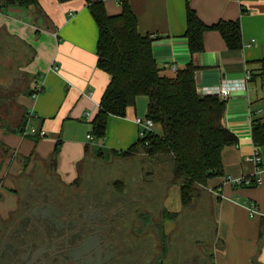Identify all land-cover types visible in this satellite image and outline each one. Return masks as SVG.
<instances>
[{"label":"crops","instance_id":"crops-1","mask_svg":"<svg viewBox=\"0 0 264 264\" xmlns=\"http://www.w3.org/2000/svg\"><path fill=\"white\" fill-rule=\"evenodd\" d=\"M126 3L136 17L138 34L153 39L150 51L160 76L172 78L171 65L181 71L192 61L199 95H214L218 88L230 91L221 123L236 143L222 149L221 173L207 181L194 208L205 213L214 227V244L202 249V260L264 264V170L254 186L234 187L228 182L255 173L250 161L256 151L250 122L254 113L264 116V78L257 77L264 60V0ZM103 6L109 16L121 12L116 0H103ZM187 8L206 26L238 21L242 48L228 50L218 32L208 31L203 35L202 52L191 56L185 38ZM96 42L97 27L84 0H38L35 12L19 7L0 10L1 218L15 209L12 181L22 172L50 173L47 160L57 142L59 150L50 174L70 185L101 162L98 152L103 162L112 163L116 159L111 152H124L138 140L134 119L146 116L144 96L136 97L125 117L108 118L103 139L87 138L109 81L96 66ZM31 128L45 131L46 136L24 135ZM257 152L264 162V149ZM144 179L151 180L152 175ZM175 188L162 200L168 213L181 210L180 199L179 208L170 199ZM248 204L255 205V215H249ZM163 228L173 235L176 223L167 220Z\"/></svg>","mask_w":264,"mask_h":264},{"label":"trees","instance_id":"trees-1","mask_svg":"<svg viewBox=\"0 0 264 264\" xmlns=\"http://www.w3.org/2000/svg\"><path fill=\"white\" fill-rule=\"evenodd\" d=\"M84 2L97 27L96 66L109 78L99 101L98 111L91 122L90 137L93 141L103 139L109 117L123 118L136 97L147 98L145 118L152 121L154 130L144 138H138L126 151L111 154L116 159L114 162L143 157L147 165H142L139 172L142 179L139 181H144L142 170H152L151 185L157 187V190L163 188L162 196L165 197L171 187L178 188L180 212L163 216V219L174 220L176 223L174 237L171 236L174 260L180 259L179 255L184 253V249H188L185 255L203 257L202 249L212 248L214 244V227L205 213L200 214L194 208L207 181L221 173L222 149L236 143V138L221 123L225 101L216 95H199L196 92V68L192 61L172 78L159 75L150 51L153 39L138 34L136 17L126 0H116L121 12L115 16H109L105 12L103 0ZM6 7H19L35 12L38 0H0V10ZM208 31L218 32L228 50H240L243 46L238 21H220L213 26H206L187 8L185 38L191 56L202 52L203 35ZM257 77L261 81L264 78V60L260 62ZM263 118L264 116L254 113L250 122L251 141L256 151L264 149ZM58 150L59 142L47 160L50 173L54 172ZM97 157L101 162L96 163L95 168L103 163L101 152H98ZM95 168L90 171L95 172ZM37 172L13 180L17 190L14 192L16 197L27 199L29 191L34 194L31 191L34 187L45 185L47 175L41 170ZM158 174L163 176V181H159ZM31 176L34 177V182ZM84 176L74 183L82 182L79 180ZM107 182H124L126 188L132 187V182L126 178L116 177ZM60 184L63 183L60 182L59 186ZM135 184L141 187L137 179L133 186ZM127 195L129 194H125ZM206 261L211 264V259L206 257Z\"/></svg>","mask_w":264,"mask_h":264},{"label":"flooded vegetation","instance_id":"flooded-vegetation-1","mask_svg":"<svg viewBox=\"0 0 264 264\" xmlns=\"http://www.w3.org/2000/svg\"><path fill=\"white\" fill-rule=\"evenodd\" d=\"M22 175L28 174L17 177ZM163 190L149 194L124 182H45L27 199L16 197L15 209L0 217V264H210L185 255L188 249L174 260L172 231L163 228L164 196L156 198Z\"/></svg>","mask_w":264,"mask_h":264},{"label":"rangeland","instance_id":"rangeland-1","mask_svg":"<svg viewBox=\"0 0 264 264\" xmlns=\"http://www.w3.org/2000/svg\"><path fill=\"white\" fill-rule=\"evenodd\" d=\"M140 159L142 160L140 162ZM145 160L143 157H138L137 159L134 160H130V161H119V162H112L110 163L108 160H105L103 163H100V165H98L95 168V172H91L88 171L84 177H82L83 179L79 180L82 182H94L95 185L99 184H103L104 182L107 181H111L113 179H115L116 177L118 178H126L128 181L132 182V186L133 183L135 181V179H137L138 183L141 185L143 192H147V193H154L155 191V187L153 185H151V182H149L148 179H144L141 180L142 183H140V179L141 176H139V172H141L142 169V165H147L144 163ZM99 162H97L98 164ZM102 164V165H101ZM145 170V169H144ZM142 170V171H144ZM91 172V173H90ZM138 173V174H137ZM158 179L159 181H163V176L161 174H158ZM46 178V179H45ZM44 179L49 182V184H56L57 186H59V181L58 179L54 178L53 176H51L49 173L47 174V176ZM31 180L32 182L35 181L34 177L31 176ZM147 181V182H145ZM154 184H156L155 182H153ZM110 184V183H109ZM87 185V184H86ZM85 185V186H86ZM129 186H127L128 188ZM178 188L172 189L173 191L170 193L171 197L170 199H172V201L174 202V208H179V195H178ZM141 195H144L143 193ZM161 193L158 194V198H161Z\"/></svg>","mask_w":264,"mask_h":264},{"label":"built area","instance_id":"built-area-1","mask_svg":"<svg viewBox=\"0 0 264 264\" xmlns=\"http://www.w3.org/2000/svg\"><path fill=\"white\" fill-rule=\"evenodd\" d=\"M170 71L176 74L178 72L176 66L171 65L170 66ZM249 80V76L245 77V81ZM229 89L228 88H218L215 92L214 95L218 96L219 99L225 101L229 97ZM134 124L139 128V134L138 138H144L147 133L152 132L154 130V124L152 121L148 118H135L134 119ZM24 135H29L34 138H44L46 136V132L41 130V131H36L35 129L31 128L27 132L25 131ZM89 140H92L90 136L87 137ZM250 161L254 164L255 166V173L251 177H245V178H238L235 180H230L228 179V182L232 184L234 187H239V186H246L250 187L253 186L254 184H257L259 182L258 179V173L262 170H264V162L262 156L257 152L254 151L252 154ZM247 210L249 212L250 216H253L256 214V207L254 204H248L247 205Z\"/></svg>","mask_w":264,"mask_h":264}]
</instances>
